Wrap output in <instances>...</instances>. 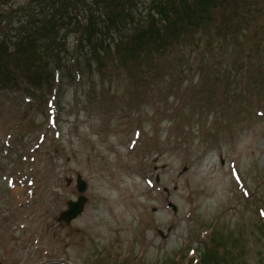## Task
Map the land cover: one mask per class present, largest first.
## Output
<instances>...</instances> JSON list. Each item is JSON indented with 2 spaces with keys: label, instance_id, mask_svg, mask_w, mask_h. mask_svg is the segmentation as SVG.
I'll return each mask as SVG.
<instances>
[{
  "label": "rangeland",
  "instance_id": "1",
  "mask_svg": "<svg viewBox=\"0 0 264 264\" xmlns=\"http://www.w3.org/2000/svg\"><path fill=\"white\" fill-rule=\"evenodd\" d=\"M256 1L258 15L245 8L254 0H223L249 20L237 23L243 36L220 34L215 49L202 30L170 55L147 41L128 53L130 43H115L137 31L122 24L103 27L100 60L89 59L74 17L36 35L34 54L50 65L46 47L62 40V71L37 90L23 76L0 89L3 264H201L216 231L228 257L210 254L209 264H264V0ZM31 2H0L3 35L29 33ZM73 3L84 19L91 6ZM80 195L85 209L67 223L61 214Z\"/></svg>",
  "mask_w": 264,
  "mask_h": 264
},
{
  "label": "trees",
  "instance_id": "2",
  "mask_svg": "<svg viewBox=\"0 0 264 264\" xmlns=\"http://www.w3.org/2000/svg\"><path fill=\"white\" fill-rule=\"evenodd\" d=\"M32 1L34 5L29 4L26 7L28 11L26 21L29 23L26 28L29 27V33L19 31L20 36L3 35L0 28V89L11 87L15 79L23 76L37 90L42 87L44 80L50 74L52 76L55 69L62 71L60 66L61 59H63L61 47L64 43L61 42L62 40L56 37L46 47L48 56L51 57L50 65L48 60L45 61L42 56L34 54L39 47L36 35L41 33V36L47 37L50 34L47 29L59 30L66 25L68 27L72 22L70 20L72 17L76 18L75 23L79 26L73 30L74 33L80 35L79 44L83 45L86 52V47L90 48V51L84 55L89 59L94 57L97 60H100L99 49L104 48L106 43L103 27L108 30L114 28L116 32H119L124 24L137 31L134 32L132 41L127 42L125 37H121L115 43V47L118 48L130 43L131 46L127 48L128 53L141 49V45H147L144 43L147 41L148 44L151 43L149 47L162 50L170 55L178 46L184 47L187 43L184 41L191 39L197 41V36L202 30L210 40L212 49H215L220 46L217 45L220 34L228 36L235 28H241L240 36H243V27L240 24L244 25V22L249 20V17L239 9L237 10L235 6L222 5L223 0H129L128 5H126V0H78V2L91 6L84 19L78 11L70 10V5H74V0ZM254 1L256 4L245 6V8L248 11L254 9L258 15L261 8L257 9V7L261 5L256 0ZM92 2L97 4L93 5ZM102 2L110 7L105 12L106 14H97V7ZM140 5H145L148 10L146 14H142L143 10H140ZM148 32L152 33L150 39L149 35L145 39L140 38L146 36L145 33ZM195 48L201 49L202 47L196 43ZM243 56L247 59V65L255 61L253 57L249 58L245 53ZM219 240L217 231L210 236V241L206 244L208 250L201 264L214 263L207 262L211 261L210 254L213 253L225 254L223 257H228L227 246L220 244ZM207 253L209 255L206 257Z\"/></svg>",
  "mask_w": 264,
  "mask_h": 264
},
{
  "label": "water",
  "instance_id": "3",
  "mask_svg": "<svg viewBox=\"0 0 264 264\" xmlns=\"http://www.w3.org/2000/svg\"><path fill=\"white\" fill-rule=\"evenodd\" d=\"M78 186L81 192H84L87 188V182L81 175L78 177ZM87 200V196L85 195H80L77 200H70L68 202L69 208L61 214V217L67 223H71L84 211ZM0 264L3 263L0 261Z\"/></svg>",
  "mask_w": 264,
  "mask_h": 264
}]
</instances>
